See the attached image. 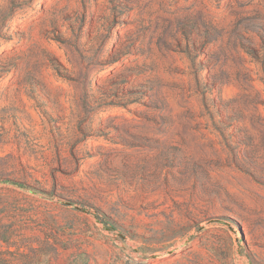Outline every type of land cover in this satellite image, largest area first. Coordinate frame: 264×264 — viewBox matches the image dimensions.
<instances>
[{"label":"rangeland","instance_id":"obj_1","mask_svg":"<svg viewBox=\"0 0 264 264\" xmlns=\"http://www.w3.org/2000/svg\"><path fill=\"white\" fill-rule=\"evenodd\" d=\"M0 264H264V0H0Z\"/></svg>","mask_w":264,"mask_h":264},{"label":"trees","instance_id":"obj_2","mask_svg":"<svg viewBox=\"0 0 264 264\" xmlns=\"http://www.w3.org/2000/svg\"><path fill=\"white\" fill-rule=\"evenodd\" d=\"M0 180L1 181H5V182H10V183H13V184L21 186V187H28L29 186L26 183H24V182H22L20 180H17V179L3 178V179H0Z\"/></svg>","mask_w":264,"mask_h":264}]
</instances>
